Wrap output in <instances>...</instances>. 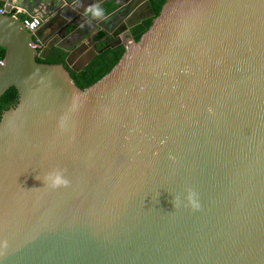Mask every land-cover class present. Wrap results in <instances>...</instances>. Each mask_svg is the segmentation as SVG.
<instances>
[{
	"label": "water",
	"instance_id": "water-1",
	"mask_svg": "<svg viewBox=\"0 0 264 264\" xmlns=\"http://www.w3.org/2000/svg\"><path fill=\"white\" fill-rule=\"evenodd\" d=\"M2 1L0 97L17 102L0 115V264H264V0L158 15L150 0ZM111 1L89 25L84 8ZM151 17L138 41L93 47ZM121 43L108 73L73 82ZM54 47L63 63L37 61ZM54 172L67 183L42 182Z\"/></svg>",
	"mask_w": 264,
	"mask_h": 264
},
{
	"label": "trees",
	"instance_id": "trees-1",
	"mask_svg": "<svg viewBox=\"0 0 264 264\" xmlns=\"http://www.w3.org/2000/svg\"><path fill=\"white\" fill-rule=\"evenodd\" d=\"M167 0H150L151 6L155 11L156 15L160 13V10L163 4ZM4 2L0 0V9H3ZM116 5L113 2H109L104 6L107 9V13L111 12L115 9ZM21 19L29 17L27 14H19ZM153 17L145 19L141 21L139 24L133 26L129 30V35L135 41H138L141 35L150 27L152 24ZM104 35L103 32H99L97 35V39L102 38ZM114 41V40H113ZM111 39L100 43L97 46V49L103 48L105 45L113 42ZM125 52L124 44H119L115 47H108L99 53L94 59H92L83 69L80 71H74L69 69L70 76L73 82L81 89H84L91 84L95 83L98 79L108 73L113 66L119 61ZM67 52L64 50L54 47L47 57L46 60L37 58L38 62H46V63H63ZM5 56V48L0 47V61ZM17 102V91L14 87H10L1 97H0V115L3 110L8 107L15 105Z\"/></svg>",
	"mask_w": 264,
	"mask_h": 264
},
{
	"label": "clouds",
	"instance_id": "clouds-1",
	"mask_svg": "<svg viewBox=\"0 0 264 264\" xmlns=\"http://www.w3.org/2000/svg\"><path fill=\"white\" fill-rule=\"evenodd\" d=\"M14 10L16 11L17 8H15ZM21 13H23L22 10H20L19 14H21ZM84 13H85V16L88 17V24L89 25H91L92 21L107 20L109 18L108 14H107V9L102 7L100 4H90V5L86 6L84 8ZM19 14H17V16H19ZM22 21H23V19H22ZM83 26L84 25L82 24L81 27H83ZM42 182L47 183L52 187H56V186H59L60 184L67 183V181L63 178L62 173H60V172H54V173L47 174L44 177V179L42 180Z\"/></svg>",
	"mask_w": 264,
	"mask_h": 264
},
{
	"label": "built area",
	"instance_id": "built-area-1",
	"mask_svg": "<svg viewBox=\"0 0 264 264\" xmlns=\"http://www.w3.org/2000/svg\"><path fill=\"white\" fill-rule=\"evenodd\" d=\"M3 12H4V10L0 9V13H3ZM19 12H20V10L17 9L14 12V15L19 14ZM40 23H41V20L37 16H29V17L23 19L24 26L26 27L27 30H29L31 32L36 30L39 27ZM31 47H33L34 49H38L40 47V45H39L38 41H33L31 43Z\"/></svg>",
	"mask_w": 264,
	"mask_h": 264
},
{
	"label": "flooded vegetation",
	"instance_id": "flooded-vegetation-1",
	"mask_svg": "<svg viewBox=\"0 0 264 264\" xmlns=\"http://www.w3.org/2000/svg\"><path fill=\"white\" fill-rule=\"evenodd\" d=\"M112 2V1H111ZM115 4V3H114ZM116 5V4H115ZM142 13H147V11L145 10V7L142 8ZM88 27V26H87ZM89 29V28H88ZM97 35H95L94 37V41L95 43L93 44V47L94 48H97V46L100 44V43H103L104 41H107L109 39H111L112 41L114 40H117V38H121V39H126V38H130V35H129V31L128 32H121L119 29L117 31H115L113 33V35H109L108 37L104 38V40H100L101 38L97 39ZM100 40V41H99ZM113 41V42H114Z\"/></svg>",
	"mask_w": 264,
	"mask_h": 264
},
{
	"label": "crops",
	"instance_id": "crops-1",
	"mask_svg": "<svg viewBox=\"0 0 264 264\" xmlns=\"http://www.w3.org/2000/svg\"><path fill=\"white\" fill-rule=\"evenodd\" d=\"M30 1L31 2H30V5L29 6L37 7L38 6V3H41L42 0H30ZM14 8H17L18 10H22L21 7H14ZM22 12H23V10H22Z\"/></svg>",
	"mask_w": 264,
	"mask_h": 264
}]
</instances>
